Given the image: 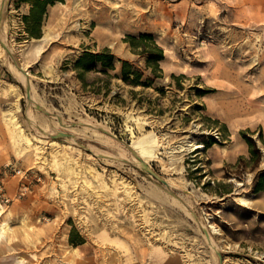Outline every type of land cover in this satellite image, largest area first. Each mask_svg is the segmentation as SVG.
Returning a JSON list of instances; mask_svg holds the SVG:
<instances>
[{
    "label": "rangeland",
    "instance_id": "obj_1",
    "mask_svg": "<svg viewBox=\"0 0 264 264\" xmlns=\"http://www.w3.org/2000/svg\"><path fill=\"white\" fill-rule=\"evenodd\" d=\"M34 1L0 0V230L14 245L0 264H264L263 23L229 17L234 0H55L32 35ZM132 7L172 16L119 27ZM141 34L164 50L155 73L127 41ZM106 51L114 69L80 76L83 55Z\"/></svg>",
    "mask_w": 264,
    "mask_h": 264
},
{
    "label": "bare ground",
    "instance_id": "obj_2",
    "mask_svg": "<svg viewBox=\"0 0 264 264\" xmlns=\"http://www.w3.org/2000/svg\"><path fill=\"white\" fill-rule=\"evenodd\" d=\"M247 1L249 0H234L233 1V6L230 7L229 10H227V14L229 17L232 16H236L238 18L243 17L244 19H246V21H254V22H259L261 21L263 24H260L259 26L263 27V31H264V10H261L262 8H264V5H262V3H258L257 5L255 4H251V6L249 7H245ZM237 8V10H235V7ZM254 8H256L257 13H251ZM252 10V11H251ZM261 12L263 13V15L261 14ZM172 16V14L168 11H164L161 10L159 11L157 14L151 16L150 14H148V12H143V10H138L135 7L132 8H128L125 10V13H118V17H119V22L118 25L119 27H129V28H138V29H142L144 28V26L146 25V23H149L152 19L155 22H159V23H164L168 18H170ZM217 17H219V14H217ZM9 65L14 68L15 72L19 73L20 72V68L17 69L13 64ZM8 89V85L7 84H2V91L4 92V90ZM13 137L15 139L16 142L21 143V141H27L29 142L30 139L28 138H24V135L22 134V130L20 128H15L13 129ZM57 146V145H55ZM133 149H135V151L137 152V157L144 159L143 157L146 156L147 154H151L152 150L149 148V146L146 145V143L144 142H135L132 145ZM64 159H66L65 162H63V168H62V176L63 177H69L70 179L75 178L74 176L79 175L81 172L79 171H75V167L73 166V163L71 161L74 160V157H68L67 155L64 157ZM70 161V162H69ZM143 163L144 162L143 160ZM77 169V168H76ZM88 183V182H86ZM127 193L125 195V202L126 201H134V197H133V193L129 190H127ZM147 195L148 197L152 198V199H156L158 201H160L162 204L164 205H169L170 203L168 202L167 198L159 191H157L156 189H152V190H148L147 191ZM138 205H133L132 207V211H138ZM9 219V217H7L5 219V222ZM141 220V224H149L148 219H140ZM128 222H130L128 220ZM5 225V223H1V230H0V253L1 254H5L8 251H12L14 250V245H10L9 243L6 242V240L4 239V231L7 230L8 228H3ZM149 225H155L154 223H151ZM147 225V226H149ZM102 228H105V230L107 229L110 233H115V234H121L123 233L120 229L119 226H114L113 224H103ZM215 232H217L215 230ZM132 233V231L130 232ZM139 232H134L131 235L132 238L137 237ZM12 235L14 236V233H12ZM10 237V236H8ZM138 238V237H137ZM136 239V238H134ZM140 240V242L142 241V238H138ZM139 240H135V243H139ZM15 243V242H14ZM214 246V243H211ZM216 253L219 254V252L215 249ZM130 257V253L128 254V257L124 260H121L120 264H141V262H134L132 261ZM158 264H162L164 263L162 259L157 260L156 261ZM168 263V262H167ZM2 264H9V262H3ZM171 264H178L176 261L171 262Z\"/></svg>",
    "mask_w": 264,
    "mask_h": 264
},
{
    "label": "trees",
    "instance_id": "obj_3",
    "mask_svg": "<svg viewBox=\"0 0 264 264\" xmlns=\"http://www.w3.org/2000/svg\"><path fill=\"white\" fill-rule=\"evenodd\" d=\"M53 1L55 0L34 1L30 15L25 17L28 30H30L32 35L34 33V26L40 21L43 12V10H41L42 6L52 3ZM127 41L131 44L134 52L147 55L146 65L153 70V73L159 70L160 62L165 58V55L164 50L154 41L152 35L141 34L139 37L129 36ZM98 63H100L102 67L114 69L115 56L111 54L110 51H106L103 54L86 53L77 61L75 67L81 76L84 72L95 70ZM141 76L142 72L134 68L130 62H123L122 78L126 83L139 85ZM252 144V141H250V145Z\"/></svg>",
    "mask_w": 264,
    "mask_h": 264
}]
</instances>
